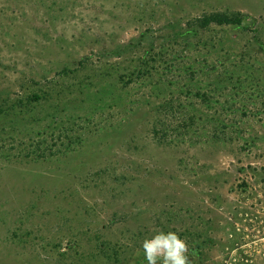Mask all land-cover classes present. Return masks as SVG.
Wrapping results in <instances>:
<instances>
[{
    "label": "rangeland",
    "instance_id": "obj_1",
    "mask_svg": "<svg viewBox=\"0 0 264 264\" xmlns=\"http://www.w3.org/2000/svg\"><path fill=\"white\" fill-rule=\"evenodd\" d=\"M0 264H264V0H0Z\"/></svg>",
    "mask_w": 264,
    "mask_h": 264
},
{
    "label": "trees",
    "instance_id": "obj_2",
    "mask_svg": "<svg viewBox=\"0 0 264 264\" xmlns=\"http://www.w3.org/2000/svg\"><path fill=\"white\" fill-rule=\"evenodd\" d=\"M241 23H242V17L241 14L238 12L236 13L215 12L208 15H203L202 17L196 18L192 21L193 25L201 29H205L211 24L218 26H224V25L240 26ZM29 99L38 101L40 98L37 95L33 94ZM160 109L162 111H165L166 115H170V113L174 110V106L168 102H164L160 105Z\"/></svg>",
    "mask_w": 264,
    "mask_h": 264
}]
</instances>
